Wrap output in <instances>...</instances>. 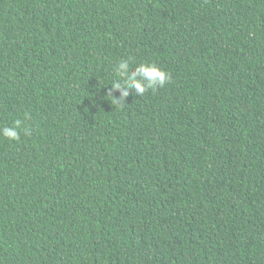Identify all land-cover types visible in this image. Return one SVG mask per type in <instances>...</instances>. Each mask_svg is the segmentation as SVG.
Here are the masks:
<instances>
[{
    "label": "trees",
    "instance_id": "16d2710c",
    "mask_svg": "<svg viewBox=\"0 0 264 264\" xmlns=\"http://www.w3.org/2000/svg\"><path fill=\"white\" fill-rule=\"evenodd\" d=\"M121 59L171 80L117 102ZM16 120L0 264H264V0H0Z\"/></svg>",
    "mask_w": 264,
    "mask_h": 264
},
{
    "label": "clouds",
    "instance_id": "9594fccd",
    "mask_svg": "<svg viewBox=\"0 0 264 264\" xmlns=\"http://www.w3.org/2000/svg\"><path fill=\"white\" fill-rule=\"evenodd\" d=\"M114 71L119 79L112 82L111 88L121 92V97L113 98L117 102L126 97L129 91L134 90L138 96H143L150 89L155 91L165 87L171 80V74L155 63H140L131 69L130 60L121 59L116 64ZM109 93L112 96L111 91ZM21 128L22 121L16 120L12 126L0 128V135L10 141L19 140ZM24 131L26 132L27 129Z\"/></svg>",
    "mask_w": 264,
    "mask_h": 264
}]
</instances>
